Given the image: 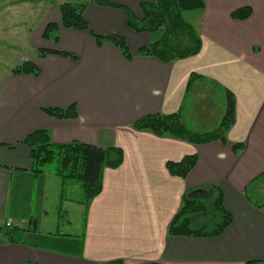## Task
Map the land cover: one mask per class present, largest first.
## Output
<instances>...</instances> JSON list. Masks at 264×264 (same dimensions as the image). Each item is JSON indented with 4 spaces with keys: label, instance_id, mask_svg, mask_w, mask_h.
I'll return each mask as SVG.
<instances>
[{
    "label": "crops",
    "instance_id": "1",
    "mask_svg": "<svg viewBox=\"0 0 264 264\" xmlns=\"http://www.w3.org/2000/svg\"><path fill=\"white\" fill-rule=\"evenodd\" d=\"M106 1L141 18L140 4L154 0ZM56 3L60 1L45 2L35 13L32 42L73 52L78 59L53 53L29 57L23 60L39 68L38 76L9 71L0 82V213L8 211L12 168L41 180L46 192L53 173L34 175L30 148L19 143L34 130L46 129L54 143L117 146L123 160L117 168H104L101 192L84 207L80 242L52 239L53 246H43L28 241L36 238L31 235L37 232L36 220L23 226L9 214L5 222L28 229L20 242L0 238V264H264V205H258L264 202V0H204L203 8L189 10L194 13L188 19L199 34L200 51L167 62L139 53L155 35L130 30L120 7L80 2L85 3L88 30L79 31L62 26ZM246 5L252 8L248 18H231L234 9ZM49 23L57 25V42L42 37ZM92 34L122 35L132 59L122 57L108 41L98 46ZM192 72L209 81L197 79L188 102L202 81L220 94L227 88L234 95L235 123L225 133V143H191L131 127L147 114L180 110L185 123L183 99ZM71 105L75 118H55L41 110ZM234 143L243 148L234 152ZM194 154L196 163L185 177L167 171L166 162ZM208 184L220 188L231 223L219 235H168L184 192Z\"/></svg>",
    "mask_w": 264,
    "mask_h": 264
},
{
    "label": "trees",
    "instance_id": "2",
    "mask_svg": "<svg viewBox=\"0 0 264 264\" xmlns=\"http://www.w3.org/2000/svg\"><path fill=\"white\" fill-rule=\"evenodd\" d=\"M98 4L120 7L126 14V25L134 32H147L155 35L154 39L139 49L141 55L146 54L159 58L163 62L178 60L197 54L202 42L198 32L190 22L182 18V12L199 10L204 6V0H154L143 2L140 10L143 15L138 18L127 7L111 3L106 0H96ZM64 28L79 31L88 30V24L83 16L85 3L62 2L57 5ZM249 5L234 9L231 18L245 20L251 14ZM96 44L102 41L110 42L120 52L122 57L132 59L129 46L124 37L118 34L100 36L92 34ZM42 37L58 41L57 25H46ZM48 53L58 54L76 61L77 55L68 51H55L38 48V56ZM12 74H29L38 76L39 68L32 61H24L11 70ZM197 79H205L192 72L186 85L183 106L191 93V87ZM222 113L216 125L209 129L197 130L190 128L182 120L181 110L169 113H150L135 120L131 127L137 130H150L156 136H172L191 143H205L220 140L223 143L225 133L235 123V99L229 89L222 90ZM182 106V107H183ZM41 110L55 118H75V106L67 108L43 107ZM19 143L30 148L29 160L32 173L50 172L61 178L64 184H77L80 191L78 201L87 209L90 202L102 190L104 168H117L123 160V152L117 146H94L79 141L68 143H54L46 129L30 132ZM234 152L243 148L240 143L232 144ZM196 155H184L180 161H168L165 166L170 174L185 177L196 163ZM263 206L264 202L258 204ZM232 215L223 204L220 188L208 184L207 186L189 189L184 192L180 207L173 215L167 229L168 235L209 236L219 235L231 223ZM30 228V227H29ZM23 229L15 224L6 225L1 229L3 237L10 242H20L23 239ZM24 264H34L26 262ZM102 264H122L119 260ZM158 264V263H152ZM248 264V263H247Z\"/></svg>",
    "mask_w": 264,
    "mask_h": 264
},
{
    "label": "rangeland",
    "instance_id": "3",
    "mask_svg": "<svg viewBox=\"0 0 264 264\" xmlns=\"http://www.w3.org/2000/svg\"><path fill=\"white\" fill-rule=\"evenodd\" d=\"M57 1L62 3L61 0H36L33 3L35 7L30 8L31 0H0V82L9 71L12 73L11 70L17 65L28 61L23 59L38 54L39 47L32 42L35 35V27L32 28V26L35 25L38 15L35 13H38L45 2ZM64 1L75 3L84 0ZM191 13L194 11H183L182 18L188 22V19L193 18L189 15ZM221 95L223 93L220 94L211 85L203 81L197 82L183 110L186 125L190 128L203 129L216 125V120L222 112ZM10 170L12 179L7 186L9 194L5 200L8 211L0 213V231L7 222H5L6 217L12 214L17 224L23 226H27L31 218L36 220L37 232L31 234L36 238H27L28 241L43 244V246H53L52 239H74L80 242L85 210L84 205L78 201L81 195L77 184L61 185L59 177L49 174L46 192H44L45 183L41 180L37 183L34 178L21 174L24 169ZM2 236L0 233V238ZM44 236L51 238H44Z\"/></svg>",
    "mask_w": 264,
    "mask_h": 264
},
{
    "label": "built area",
    "instance_id": "4",
    "mask_svg": "<svg viewBox=\"0 0 264 264\" xmlns=\"http://www.w3.org/2000/svg\"><path fill=\"white\" fill-rule=\"evenodd\" d=\"M7 225H9V223H7Z\"/></svg>",
    "mask_w": 264,
    "mask_h": 264
}]
</instances>
